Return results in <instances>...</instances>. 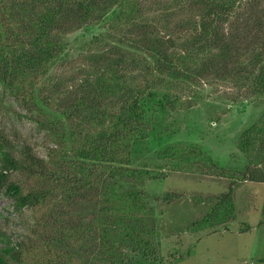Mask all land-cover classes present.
<instances>
[{"label": "trees", "instance_id": "16d2710c", "mask_svg": "<svg viewBox=\"0 0 264 264\" xmlns=\"http://www.w3.org/2000/svg\"><path fill=\"white\" fill-rule=\"evenodd\" d=\"M76 33L91 34L76 56L87 67L76 61L62 83L55 71ZM205 84L232 86L233 102L264 94V0H0V85L41 110L56 144L44 157L0 131V188L18 210H37L41 228L35 240L0 227V264H163L142 189L161 174L132 166V148L158 114L190 107ZM236 144L243 171L195 144L159 152L175 170L230 180L227 191L193 199L211 205L189 229L229 224L236 183L264 182V112Z\"/></svg>", "mask_w": 264, "mask_h": 264}, {"label": "rangeland", "instance_id": "374dc122", "mask_svg": "<svg viewBox=\"0 0 264 264\" xmlns=\"http://www.w3.org/2000/svg\"><path fill=\"white\" fill-rule=\"evenodd\" d=\"M91 34L72 36L70 54L56 68L62 83L88 59L76 56L89 47ZM63 70V71H61ZM215 85V84H214ZM205 84L190 107L158 114L153 131L132 148V166L159 172L160 178L145 177L142 189L157 216V250L163 264H264V182H237L234 193L235 218L229 224L213 229L191 230V222L202 219L210 203L195 204L197 197L210 198L229 189V179L206 174L175 170L169 160L159 157L171 144H195L228 169L243 171L246 157L237 147L242 131L264 112V94L255 98L241 97L233 102L229 85ZM55 106H53L54 108ZM56 108V107H55ZM52 109L51 111H54ZM43 114L38 108L28 109L0 85V131L16 141L30 143L41 156L49 146H56L49 131L40 126ZM9 180L21 182V175L12 172ZM181 194L171 203L161 200L162 194ZM159 198V199H157ZM81 203L73 206L80 212ZM39 213L31 207L17 209L6 187L0 188V227L26 238L39 239ZM251 226L249 231L242 228ZM143 264V262H142Z\"/></svg>", "mask_w": 264, "mask_h": 264}]
</instances>
